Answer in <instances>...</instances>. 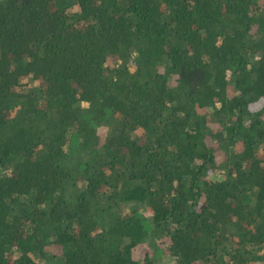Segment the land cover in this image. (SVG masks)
<instances>
[{
	"label": "trees",
	"instance_id": "16d2710c",
	"mask_svg": "<svg viewBox=\"0 0 264 264\" xmlns=\"http://www.w3.org/2000/svg\"><path fill=\"white\" fill-rule=\"evenodd\" d=\"M0 264H264V0H0Z\"/></svg>",
	"mask_w": 264,
	"mask_h": 264
},
{
	"label": "rangeland",
	"instance_id": "374dc122",
	"mask_svg": "<svg viewBox=\"0 0 264 264\" xmlns=\"http://www.w3.org/2000/svg\"><path fill=\"white\" fill-rule=\"evenodd\" d=\"M219 156H221V155H219ZM145 250H147L146 246H144V247L139 246L135 249L134 254H135V256L139 255L140 257H142L143 254L145 253Z\"/></svg>",
	"mask_w": 264,
	"mask_h": 264
}]
</instances>
